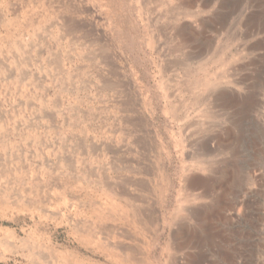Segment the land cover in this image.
I'll return each instance as SVG.
<instances>
[{
	"label": "rangeland",
	"instance_id": "374dc122",
	"mask_svg": "<svg viewBox=\"0 0 264 264\" xmlns=\"http://www.w3.org/2000/svg\"><path fill=\"white\" fill-rule=\"evenodd\" d=\"M194 263L264 264V0H0V264Z\"/></svg>",
	"mask_w": 264,
	"mask_h": 264
},
{
	"label": "bare ground",
	"instance_id": "6f19581e",
	"mask_svg": "<svg viewBox=\"0 0 264 264\" xmlns=\"http://www.w3.org/2000/svg\"><path fill=\"white\" fill-rule=\"evenodd\" d=\"M80 26V25H79ZM88 38V37H87ZM94 40V39H93ZM101 40V39H100ZM101 43V42H100ZM207 81L208 80H204V83L206 82L207 83ZM212 107V106H211ZM222 140V139H221ZM205 145V144H204ZM119 149V148H118ZM200 155L201 156H203L204 155V152H201L200 153ZM205 155H206V153H205ZM201 156L199 157L200 159L198 160L199 162L200 161H203L202 160V158H201ZM207 164H208V162H207ZM206 168H208L210 171H212V169H213V167L212 166H207ZM215 171V170H214ZM212 173V172H211ZM210 173V174H211ZM209 174V173H208ZM214 174V173H213ZM207 175V174H206ZM207 177V176H206ZM217 178V177H216ZM219 178V177H218ZM219 184V183H218ZM212 185H213V178L210 176V178H208V180H205V181H203V185L201 186L202 187V189H203V186L205 187L206 186V189H204L202 192H200V193H198V194H192L191 192H188V191H186V193H183V194H179V196H178V201L180 202V201H184V202H187V201H191V200H198V199H202V198H206L207 196H209L210 194H209V192H208V187H212ZM215 185V184H214ZM213 185V186H214ZM190 186V185H189ZM195 186V185H194ZM195 188V187H194ZM191 189H192V187H191ZM208 189V190H207ZM193 190V189H192ZM213 189H211V191H212ZM190 191V190H189ZM210 191V190H209ZM213 192V191H212ZM222 196H220V198H221ZM219 198V197H218ZM220 204V203H219ZM219 206V205H218ZM188 208V207H187ZM186 207H184V206H182L181 204H179V207L178 208H176V210H175V213H179V212H181V213H185L186 215H190V214H192L193 216L195 215V212H196V210H194V209H192V210H190L189 208L187 209ZM214 209V208H213ZM156 210V209H155ZM217 211V210H216ZM145 212V211H144ZM184 214V215H185ZM142 215H144V214H142ZM147 215V214H146ZM156 215V214H155ZM154 215V216H155ZM170 215V214H169ZM180 215H182V214H180ZM214 215V214H213ZM158 216V215H157ZM171 217H172V219H173V217H174V215L172 214L171 215ZM187 217H189V216H187ZM141 218V217H140ZM158 218V217H157ZM160 218V217H159ZM209 218V217H208ZM148 219H149V216H148ZM162 219V218H161ZM158 220V219H157ZM200 224V223H199ZM160 225V224H159ZM207 227V226H206ZM106 228V227H105ZM207 232V231H206ZM191 233V232H190ZM203 236V235H202ZM173 237V238H172ZM107 239V238H106ZM170 239V238H169ZM171 239L172 240H170V241H172L170 244H172V245H174L175 247H171V249H175L176 248V245H175V243H173V242H175L176 241V239H175V235H174V233H173V236H171ZM169 241V240H168ZM103 242V241H102ZM109 242H111V241H109ZM169 243V242H168ZM123 245V244H122ZM122 245H120V246H122ZM183 245V244H182ZM104 247H106L107 249L109 248V245H108V243H106V244H104L103 245ZM116 246V245H115ZM126 249V248H125ZM180 249V248H179ZM110 251V250H109ZM169 251V250H168ZM135 253V252H134ZM202 253V252H201ZM201 253H199V254H201ZM120 257V256H119ZM118 257V258H119ZM177 257V256H176ZM202 257V256H201ZM133 258V257H132ZM136 258V257H135ZM195 264V263H194Z\"/></svg>",
	"mask_w": 264,
	"mask_h": 264
}]
</instances>
